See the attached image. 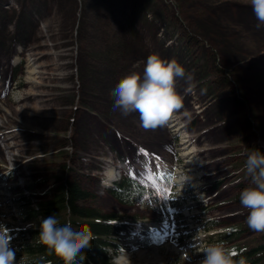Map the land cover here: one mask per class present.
Here are the masks:
<instances>
[{"label":"rangeland","instance_id":"rangeland-1","mask_svg":"<svg viewBox=\"0 0 264 264\" xmlns=\"http://www.w3.org/2000/svg\"><path fill=\"white\" fill-rule=\"evenodd\" d=\"M257 23L249 0H0L1 83L9 85L15 79L12 68H17L18 78H36L34 89L47 92L43 115L35 120L45 134L37 138L41 143L31 146L47 152V157L32 164L31 187L43 190L45 199L56 175L77 176L92 193L88 204L137 220L144 232L167 219L174 223L172 233H153L147 245H141L136 234L123 236L131 264H201L202 255L183 257L166 243L193 245L196 239H188L190 232L194 237L203 226L206 244L198 246L203 251L217 242L216 230L233 225L221 234L227 240L226 234L239 230L247 217L239 199L250 183L244 164L238 165L247 153L242 145L251 141L264 152V78L257 81L246 75L264 76V26L257 28ZM175 25L180 28L173 29ZM29 50L42 63L38 77L32 75L38 72L34 68L29 74L24 71ZM149 54L177 62L191 77L177 78L182 107L167 125L154 130L140 126L138 112L125 116L114 111L111 95L122 77L142 74ZM230 68L245 75L240 77L245 114L231 105V99L217 98L224 82L211 73ZM238 88L234 86L231 95H238ZM6 104L14 117L24 114L27 121H34L28 117L32 112L28 105L14 110L15 104ZM183 139L190 150L187 156L181 153ZM109 162L124 163L127 171L149 184L160 195L163 211L152 209L145 199L132 206L106 193L102 167ZM158 164L170 168L172 191L159 184L153 172ZM62 165L69 170H62ZM3 208L8 213L7 206ZM4 229L12 242L11 229ZM247 229L236 238L251 237L256 244L262 232ZM239 247L246 248L247 243L234 250Z\"/></svg>","mask_w":264,"mask_h":264},{"label":"clouds","instance_id":"clouds-1","mask_svg":"<svg viewBox=\"0 0 264 264\" xmlns=\"http://www.w3.org/2000/svg\"><path fill=\"white\" fill-rule=\"evenodd\" d=\"M249 4L258 21L257 28L264 26V0H249ZM177 78L191 77H186L185 69L177 62L149 54L142 74L132 72L125 75L112 90L113 110L119 109L125 116L138 112L140 126L145 130L163 127L173 112L182 107L181 96L176 90ZM245 156L250 183L240 192V204L247 210L248 227L264 232V152L251 149ZM115 178V174H110L105 183ZM11 239L6 229H0V264H15ZM91 240V233L75 228L71 217L61 225L55 215H50L39 225V242L63 258L64 264H75L82 250L91 247ZM203 253L201 264H234V254L222 243L208 245ZM112 264H131L127 251L120 250L112 258ZM239 264H244V261H239Z\"/></svg>","mask_w":264,"mask_h":264},{"label":"trees","instance_id":"trees-1","mask_svg":"<svg viewBox=\"0 0 264 264\" xmlns=\"http://www.w3.org/2000/svg\"><path fill=\"white\" fill-rule=\"evenodd\" d=\"M179 28L180 25H175L173 29ZM205 59L202 60L204 65H206ZM213 59L215 61V57ZM211 74L215 79L221 77L224 82L217 98L231 99V105L239 110L241 109V112L245 114V93L240 87V77L245 78V75L241 72H235L231 68L226 72H220L219 75L216 72ZM246 75L254 80L257 79V81L259 77L264 78L258 72ZM234 86L239 87L238 95L237 93L231 95ZM242 146L246 149V152L255 149L251 141H246V144ZM245 159L246 157L238 161L239 167L243 164L245 166ZM65 168L69 170L65 165H62L61 169ZM243 171H246V169ZM236 178H239V175ZM108 193L118 203L126 205H134L141 197L147 195L151 205L156 208L159 207L158 202L155 200L158 196L149 187L128 175H124L119 181H116L114 186L108 189ZM91 197L92 193L82 187L81 180L77 176L65 175V177H62L57 175L49 197L39 202V213L43 218L55 215L61 225L67 218L71 217L75 228L91 233V247L82 250L75 264H112L113 255L119 253L120 249L125 247L121 241V236L135 232L137 224L134 220L126 219L117 213H106L92 204H88L86 201ZM22 209L26 218H32L37 214L36 211L27 206H23ZM247 228L249 227L245 219L240 223L239 230L230 231L226 235L231 234L229 239L240 237L242 233L248 231ZM28 232L30 240H22L15 248V264H64L63 258L57 256L39 242V227L30 228ZM249 239L243 238L239 242H234L225 247L234 254V264H239L241 260L244 261V264H264V232L260 234L256 244L251 243L252 240ZM243 243H247L246 248L239 247L234 250ZM141 244L145 245L146 241H142Z\"/></svg>","mask_w":264,"mask_h":264},{"label":"bare ground","instance_id":"bare-ground-1","mask_svg":"<svg viewBox=\"0 0 264 264\" xmlns=\"http://www.w3.org/2000/svg\"><path fill=\"white\" fill-rule=\"evenodd\" d=\"M16 63H17V61L15 63H13V65L16 64ZM184 141H186V140H184V139L181 140V150L184 149L183 152H181V153H182L183 156H187L189 154L190 150H187L188 148H187V145L184 143ZM189 164L192 165L193 162L192 161H189ZM188 170H191V169L189 168ZM106 171H107L108 175L115 173V171L113 170V167L107 168ZM180 182H182V181H180ZM166 226H168V225L166 223H163V227H160L159 229L160 230H163V231H167V227ZM175 244L176 243L173 242V243L166 244V246L168 248H171V249L175 250V251H179L182 254H184L186 252V249L185 248H182V247L177 246ZM128 255H129V253H128Z\"/></svg>","mask_w":264,"mask_h":264}]
</instances>
